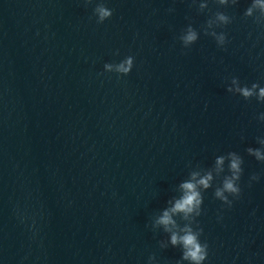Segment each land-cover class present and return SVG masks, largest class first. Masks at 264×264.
<instances>
[{
  "label": "water",
  "instance_id": "obj_1",
  "mask_svg": "<svg viewBox=\"0 0 264 264\" xmlns=\"http://www.w3.org/2000/svg\"><path fill=\"white\" fill-rule=\"evenodd\" d=\"M259 88L264 0H0V264H177L185 227L203 228L201 264H264V162L247 152L264 150ZM232 152L229 207L214 192ZM208 172L201 214L159 224Z\"/></svg>",
  "mask_w": 264,
  "mask_h": 264
},
{
  "label": "clouds",
  "instance_id": "obj_2",
  "mask_svg": "<svg viewBox=\"0 0 264 264\" xmlns=\"http://www.w3.org/2000/svg\"><path fill=\"white\" fill-rule=\"evenodd\" d=\"M87 2L91 3L92 0H87ZM95 12L99 14V23H103L105 20L110 19L113 15V10L105 6L104 3L98 4ZM220 19L224 20L225 17L220 16ZM204 34L212 36L215 35L214 33L209 34L207 31H204ZM179 39L181 40L185 48H189V46L195 44L198 41L199 33L194 28L189 26L186 33L180 36ZM225 40L226 37L221 35L216 41L217 44L221 46L225 43ZM118 54L119 53L117 52V55ZM134 60L135 58L133 56L126 57L123 62H120L116 66V71L125 75L130 74L134 66ZM105 67L111 71L113 65L109 63L106 64ZM233 83H236V81L234 80ZM258 87L259 85L257 83H254L251 88L237 87L236 92H239L242 97L247 100L248 98L256 95L255 89H257ZM228 91L231 92L232 89L229 88ZM257 100L260 102H264V88H259ZM261 120H264V118H262ZM258 140H260V138H258ZM260 143L262 144V146H264V140H260ZM247 152L249 155L254 156L256 160L264 162V150H261V148L249 147L247 149ZM229 156L231 157V162L228 170L230 172V175L223 176L221 184L216 186L215 188L214 195L217 199L221 200L224 203H227L229 207H231L233 201L229 200V195L234 196L238 199L242 193L239 181L241 180L244 171L242 168L244 160L235 152L229 153ZM224 162L225 158L223 156L217 157V171H223L220 166L224 165ZM193 175L195 178V175L197 174L194 173ZM251 179L258 180L259 176L253 175ZM211 181H213V175L211 172H208L195 183H183L181 185V187L185 190L183 197L175 202L174 207H172L170 211H165L163 213V215L159 218L158 223L165 225L168 231H172V229L168 227L169 225L176 226V221L173 220L172 213H183L185 219H187L188 215L193 212H196V215L199 216L201 214L199 208L202 203V196L201 193L197 191V186H203L205 189L210 188L212 187L210 183ZM182 231L184 232L183 235H180L178 232H172L171 235V244L173 246L182 245V258L181 260L177 261V264H182L183 261H190L193 262V264H201V262L206 259L208 254L207 243L202 245L198 239L199 235L203 233V228H200L198 232H194L191 227H185Z\"/></svg>",
  "mask_w": 264,
  "mask_h": 264
}]
</instances>
